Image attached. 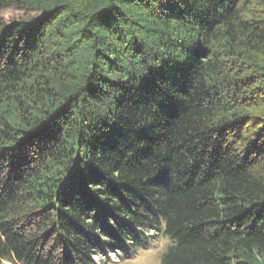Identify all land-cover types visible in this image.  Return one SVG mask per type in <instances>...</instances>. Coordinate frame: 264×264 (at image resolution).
Returning <instances> with one entry per match:
<instances>
[{
    "label": "trees",
    "instance_id": "1",
    "mask_svg": "<svg viewBox=\"0 0 264 264\" xmlns=\"http://www.w3.org/2000/svg\"><path fill=\"white\" fill-rule=\"evenodd\" d=\"M13 7L37 16L0 19V261L163 236L161 264H264V0Z\"/></svg>",
    "mask_w": 264,
    "mask_h": 264
},
{
    "label": "rangeland",
    "instance_id": "2",
    "mask_svg": "<svg viewBox=\"0 0 264 264\" xmlns=\"http://www.w3.org/2000/svg\"><path fill=\"white\" fill-rule=\"evenodd\" d=\"M37 14L18 8H10L0 11V19L10 23L15 20L29 19L36 17ZM153 240L149 245L141 247L137 253H131L130 257L124 258L119 263H113L117 261V257L114 254L110 255L111 260L108 264H161L162 254L166 251L167 246L170 244V240L165 237H160ZM101 257V258H100ZM100 256L96 259H103ZM0 264H14L5 260L0 261Z\"/></svg>",
    "mask_w": 264,
    "mask_h": 264
}]
</instances>
